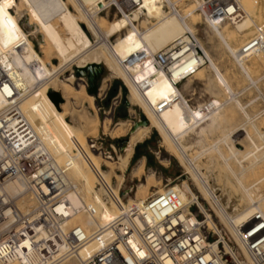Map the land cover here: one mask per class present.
<instances>
[{
    "label": "bare ground",
    "instance_id": "obj_1",
    "mask_svg": "<svg viewBox=\"0 0 264 264\" xmlns=\"http://www.w3.org/2000/svg\"><path fill=\"white\" fill-rule=\"evenodd\" d=\"M113 1L120 11V16L107 20L110 8L115 6L111 5ZM177 1L138 0L140 6L128 14L130 11L128 0L118 2L117 0H0V78L9 80L14 88L4 87L3 90L0 88V114L8 110L10 101L7 99H19L16 102V108L27 123L38 133L53 155L59 161L68 164L67 176L76 186V191H70L67 194L72 207L79 209L84 203L92 205L98 213L99 223L112 218L117 213L125 212L129 207L140 206L151 194L156 198L162 193L161 180L158 181L152 171L144 174L145 164L144 160H141L131 170L133 175L131 177H136L139 181L133 197L127 196L126 206L119 202V190L133 154V147L140 144L151 130L155 129L163 139V143L167 145L168 148L166 145L165 147L169 149V155L178 159L185 167V174H190L195 180L201 196L214 200L216 213L227 230L223 228L226 236L239 242V234L250 217L257 212L264 214V196L260 192H257L259 195L255 192L261 188L259 184L264 183V175L253 182L254 184L249 183L250 186H246L248 183H245L255 172L264 170V132L255 125L257 119L255 122L254 114L249 116L239 99L233 96L235 93L231 83L228 82L229 79L223 75L224 73L220 71L199 40L196 39V44L186 36L187 32L195 34L192 24L196 18L193 19V23H190L192 22L190 20V22L187 21L190 15L199 17L194 13L195 5L180 12L173 8ZM164 2L169 4L171 10L169 13L164 10ZM236 2L242 11V18L234 24V27L236 33H244L250 26L255 25L252 19L255 1L236 0ZM69 6L77 10V14L72 13ZM11 8L15 9V14ZM101 13H105V16ZM23 18L29 31L23 28L21 23ZM206 21L212 33L234 58L243 75L254 83L247 61L253 57L262 60L264 54H247L239 58L237 51L240 46L231 44L235 35L227 31L228 26H223L224 23ZM81 24L85 25L87 31L95 37L96 43H92ZM38 35L41 37L40 52L35 49L32 41ZM113 37L116 38L114 42H111L110 39ZM179 43L183 45L173 54L175 60L168 72L158 68L153 61L154 54L165 48L171 49ZM142 53L147 54L148 61H142L140 57ZM51 58L58 60V64H54ZM73 62H76L77 68L99 64L110 72L108 78L102 81L97 97H101L106 92L109 78L121 79L128 88L130 101L143 110L148 121L147 126H140L133 130L123 154H118L115 162H112V156L109 154L104 156L94 153L88 145V140L81 142L79 134L87 128V125L95 136L93 138H97L99 113L95 106L97 97L87 93L86 85L80 84L82 79L76 80L73 73L65 79H58L59 72L64 71ZM207 63V67L213 71L217 84L224 90L221 95L227 94L228 97L226 96L227 99L221 102L218 98H213L193 108L186 94L189 96L195 94L193 80L205 81L206 77L202 75L201 67ZM210 78L206 79L209 82L207 89L213 94L215 85ZM178 83L183 84L179 87L176 85ZM50 89L62 96L63 102L59 108H56L48 97ZM11 92L12 96H10ZM216 92L218 96V91ZM261 95L264 98V94ZM231 102L243 113L245 117V119L243 117V124L239 125L240 121L239 126L236 124L237 127L230 128L228 132L226 131L228 128L224 129L226 133L223 131V136L221 134L218 140L216 138L215 143L209 144L212 146L203 150L202 153L208 154L211 151L214 155H218V160L222 159L228 173L234 177L236 184L238 183L237 186L246 193L244 194L248 205L247 211H242L235 216L226 213L214 199L204 173H200L197 160H200L202 153H196L198 155L190 157L187 151L189 152L192 146L183 144L185 138L192 134L200 138L198 144L206 133L207 135L208 132L212 133L216 126L226 122L229 115L227 116L226 112L223 113V109ZM71 103L79 104V107L69 108ZM164 104L165 107L158 112L157 109ZM260 114H264V111L256 114V118ZM67 117L70 118L72 125L64 122ZM225 118L226 121H224ZM124 124L116 123L112 131L103 125V134L106 133L105 135L108 136L114 133L118 136L119 133H124L121 131ZM247 125L253 128L258 139L247 129ZM195 142L193 145L196 144ZM222 143L227 148L226 153L221 150L222 146H219ZM214 155L210 154L212 158ZM231 160L234 161L235 167L231 166ZM102 165L107 170H102ZM224 166L221 165L223 168ZM93 169L98 171V178L103 186L108 187L112 179L116 181L115 189L108 191L109 201L104 204L99 202L92 192L89 173ZM143 174L146 175L144 181L140 180ZM83 181L85 184L82 186ZM170 187L178 191L184 203H189L190 198H196L186 180L180 185L171 184ZM20 191H22L21 184L13 183L9 186L11 194H17ZM199 209L205 215L207 227L213 228L222 235L214 216L209 215L201 204ZM220 222L219 225H221ZM95 223L94 219L80 211L72 213L69 218V225L89 226ZM93 250L94 245L91 243L80 251L76 259L64 264H81V261L92 254Z\"/></svg>",
    "mask_w": 264,
    "mask_h": 264
},
{
    "label": "built area",
    "instance_id": "obj_2",
    "mask_svg": "<svg viewBox=\"0 0 264 264\" xmlns=\"http://www.w3.org/2000/svg\"><path fill=\"white\" fill-rule=\"evenodd\" d=\"M128 1L130 10L140 6L138 0ZM191 1L205 21L234 25L242 18L236 0ZM164 8L170 10L167 2ZM186 36L197 44L195 34L187 32ZM182 45L154 54L155 65L168 72L175 60L173 54ZM255 53L264 54L262 26H255L253 35L237 51L239 58ZM140 57L148 61L147 54ZM4 87L13 88L1 77V90ZM105 96L98 97L100 102ZM7 100L8 110L0 114V264H64L76 259L91 243L94 250L81 264H264L262 212L250 217L236 242L222 227V235L207 227L205 215L200 210L202 217L193 212L197 198L184 203L171 183L163 184L156 198L151 194L140 206L129 207L102 223L97 221L92 205L73 208L67 194L76 191V186L67 176L68 164L59 161L27 123L16 108L19 99ZM95 102L98 112L112 120L115 103L107 106ZM88 141L94 153L107 155L98 138ZM109 147L116 154L115 147ZM13 183L21 184L22 191L11 194L9 186ZM95 189L99 192L100 187ZM123 192L119 190L121 197ZM79 211L96 223L69 225L71 214Z\"/></svg>",
    "mask_w": 264,
    "mask_h": 264
},
{
    "label": "rangeland",
    "instance_id": "obj_3",
    "mask_svg": "<svg viewBox=\"0 0 264 264\" xmlns=\"http://www.w3.org/2000/svg\"><path fill=\"white\" fill-rule=\"evenodd\" d=\"M7 1H9V0H7ZM14 1H18V0H14ZM118 1L119 0H117V2ZM254 1H255L254 13L252 15V19H253L255 25H258V26L260 25V26L264 27V25H262V24H264V0H254ZM193 4L194 3L191 0H178L175 4V9H177L180 12H183L187 9H190V6H192ZM111 5H115V6H112L110 8L109 13L106 17L107 20H113L114 18H117L120 16V11L116 7L115 1H113L111 3ZM69 8H70L72 13L77 14L78 11L75 10L72 6H69ZM11 10L15 14V9L11 8ZM164 10L166 13H169L171 11V10L168 11L167 8H164ZM130 12H131V10L128 11V14ZM194 13L198 14V12H195V11H194ZM101 15L105 16V13H101ZM193 16L194 15L188 16L187 21H189V20L192 21V22L189 21L190 23H193L195 21L192 24V26L194 28V33H195L197 39L203 45V47L209 53V55H211L213 61L217 65V67L220 69V71L222 73H224L223 75L229 79V80L228 79L227 80L229 83H231V85H232L231 88L234 90L233 92L234 93L239 92L237 98L239 99V102L244 106L245 111L249 114V116L254 114L253 115L254 121L257 119L256 120L257 122L255 121L256 122L255 125H258L257 126L258 129L261 132H264V114H260V115H262V116L259 115L260 118H259V116L257 118L255 116L256 114H259L260 112L264 111V98H262V95H261V94H264V57H262V60H259L255 57H253L247 61V65L249 66V70H250V74H251L250 76H251L252 80L255 81L254 83L250 82V80L246 76H244L243 73L240 71L239 66L235 62L234 58L231 55H229V53L225 50V48L223 47V45L221 44L219 39H217V37L212 33V31L210 30V28L208 26L207 21H205L204 18L199 14H198L199 17H193ZM194 18H196V19L193 21ZM21 23H23L22 25H23V28L25 31L30 30L29 27H27L25 25V18H23L21 20ZM255 25L250 26L246 31H244V33L243 32L242 33H236L235 27L231 23H224L223 26H228L227 31H229L230 34L232 32L233 36L235 35L233 37V40H232L233 42H231V44L232 45L237 44L239 47L253 35V33L255 31ZM81 27L86 32V34L88 35V37L90 38L92 43L93 44L96 43L95 37L87 31L85 25L81 24ZM139 27L141 29V26H139ZM115 38L116 37L111 38L110 41L114 42ZM32 41H33L35 49L38 52H40L39 44L41 41V37L38 35L37 38H33ZM165 50H166V48H165ZM51 61L54 64H58V62H59L58 60H54L53 58H51ZM250 63L253 64V66ZM75 65H76V62H73V63H71V65H68L64 69V71L62 70L61 72H59L58 79H60V80L65 79L66 77H68L70 75V73L71 74L73 73V75H74L75 68H76ZM207 65H208V63L203 65L204 67L203 66L201 67L202 68V75L203 76L205 75V77H206L205 81L193 80L192 86L195 89V92H194L195 94L193 96H189V94H186L187 97L190 99L189 104L191 107L193 106V108L198 106V104H203L205 102L213 100V98H218L221 102V101H225L224 99H227L226 96L228 97L227 94L221 95L224 93L223 92L224 90H222L221 87H219V85L217 84L216 80L213 77L214 76L213 71H211L210 68L207 67ZM102 68L104 69V73L101 77V80L98 83V89H99L100 85L102 84V81L104 79L108 78V76L110 75V72L104 66H102ZM260 77L262 80L258 79ZM208 78H210V80L213 81L212 83H214L213 85H215L214 90H213L214 95L210 91H208V89H207L209 86V82H208V80L206 81V79H208ZM75 79H76V77H75ZM255 79L257 80V83H256ZM76 80H74V82H76ZM80 84H82V85L85 84L86 85V91H87L88 81H87L86 77H83V81H82V83L80 82ZM107 84L109 86H107L106 92L100 97V98H102V97H104V95H106L105 98H103L102 102H100L99 98L96 96L97 98L95 101H97V103H99L100 105L103 104V105H107V106L115 103L116 110H115V114H114V117L112 120H110L109 117L105 118L101 113L98 112L99 113V117H98L99 126H98L97 138L99 139V143L101 144V146L104 149V154L112 155V162H115L117 155L123 154V150L120 149L122 146L120 143V140L129 139L130 134L133 132L134 124L138 121H141L142 119H145V114L143 113V110L139 106L135 105L133 102L130 101L128 88L125 86L124 82L121 79L109 78ZM181 84H183V83H179L178 86L179 87L182 86ZM247 86H249V87L247 88ZM50 91H53V90L50 89ZM216 91H218V96L216 94L217 93ZM252 100H253V102H252ZM232 104H233V102L229 103L223 109V113L226 112V115L227 116L229 115L228 116L229 118L226 117L227 121L225 118L224 121H226V122L223 121L224 123H220L218 125L219 127L216 126L214 128L215 131L212 130L211 131L212 133L208 132V135L206 133V135L203 136V137H205V136L206 137L201 138L202 142L200 141L197 144V142L200 138L195 137L196 135H194V134L185 138V140L183 141L185 143H183V144L192 146L190 148L191 152L187 151V153H190V154H188L190 157H194V156L202 153L203 150H206L209 147H211L212 145H209V144H212V142L214 144L215 143L214 140L216 138L218 140V138L221 137V134L223 136V134L226 133V131L228 132L231 129H233L232 127H234V128L237 127L236 124L238 125V123L240 121H241V124L239 123V125L243 124L242 123V122H244L243 113L240 110H238L234 104L233 105ZM95 106L97 108L96 102H95ZM72 107H79V104L74 105L73 103H71L69 105V108H72ZM88 111L91 113V110L88 109ZM227 113H229V114H227ZM234 115L235 116L237 115V116L235 117ZM244 119H245V117H244ZM64 122L71 124V125L73 124L70 121V118H68V117L64 120ZM119 122L125 123L122 126V130H121L124 133H119L118 136L114 133L108 134V136L105 135L106 133L103 134V128H102L103 125H105L106 128H109L110 131H112L115 128V124L119 123ZM126 124H128V125H126ZM126 126H129V127H126ZM226 128H228V129H226ZM224 129H226V131H224ZM247 129L251 131V134L253 133V135H254V137H256V139H258V137L255 135L253 128H251L250 125H247ZM223 131H224V133H223ZM91 133H92V131H91L89 125H87V128L85 130H82L79 134L81 142H83L82 140H88V138L95 137L93 135V133L92 134ZM186 141H188L190 144L188 142L186 143ZM194 142L196 143L195 145H193ZM110 144L115 147L116 154H114L112 152L111 148L109 147ZM165 145L166 144L163 143V139L161 138L159 133L155 129H152L151 132L146 137V139H144L140 144L136 145L135 157L130 161L128 168L124 173V181H123L120 189L122 191H129L128 196L133 197L135 190H136V186H137L139 181L137 180L136 177H131V176H133V175H131V173H132L131 170H132V168L137 166V164L141 160H144V164H145L144 165V168H145L144 174H149L152 171L154 173V175L156 176V179L158 178L157 179L158 181H159V179L161 180L160 181L161 186L163 184H166V183L180 185L184 180H186L190 184V187H191L193 193L195 194V196L197 198V203L193 207V212L198 213L200 215V217H202L201 213L199 212V210H200L199 205L201 204V205H203V207L206 209V211L211 216H214L215 222L219 225L220 219H219V217L216 213V210H215L216 206H215V203L213 202L214 200L210 199L208 197L201 196V194L199 193V188H198L195 180H193V178L190 174H188V175L185 174L186 173V170L184 169L185 167L181 164V162H179L178 159L169 155V153H170L169 149H167L168 147L166 145V147H167L166 148ZM201 146H202V148H201ZM219 146H222L221 150H223L224 153L227 152V148L223 143H222V145L220 144ZM199 149H202V151H199ZM196 153H198V154H196ZM202 154L199 157L200 160L199 161L197 160V163L199 162L198 165H199L200 173L201 174L204 173L205 180H207L206 182H208L207 185H209V189L211 190V193L214 195V199L222 206L223 210L231 216H233V215L235 216V215L241 213L242 211L246 212L247 211L246 208L248 207L247 202L245 201V196H246L245 194L246 193L241 190L242 188L240 186H237L238 183L236 184V180L234 179V177L231 176L230 173H228V170L225 168L222 159H220L221 161L218 160L219 159L217 157L218 155H214V152L211 153V151L208 153L209 155L206 153L205 154L202 153ZM210 154L214 155V157H213L214 159L210 156ZM215 154H217V153H215ZM143 157H144V159H141ZM210 160H212V161H210ZM212 162H213V164H212ZM215 162H217V163H215ZM233 162L234 161H232V160L230 161L231 166L235 167L236 165H234L235 163H233ZM200 164H201V166H200ZM221 165L224 166V168L221 167ZM101 169L107 170V168L104 165L101 166ZM224 172H226V173H224ZM144 174L140 176V180H142V181L145 180L144 178L146 175H144ZM262 175H264V170L259 171V172H255L252 176L248 177L247 182L245 181V183L246 184L248 183V184L247 185L245 184V185L250 186L249 183L254 184L253 182L257 181V179ZM89 176L91 179L92 192H93V195H95L94 197L98 198L99 199L98 201L101 202L102 204L108 202L109 201L108 191L115 189L116 181L114 179H112V182L110 183V185L108 187H106L105 185L103 186L100 179L98 178L99 177L98 171L96 169H93L89 173ZM229 181H230V183H229ZM81 184L83 186L85 184V181H83ZM259 185H261V188L259 186V188H260V189H258L259 191H255V192L256 193L260 192V194H262V196H264V183L259 184ZM95 186H99L101 188V190H99V192H97V190L95 189ZM253 190L254 189H252V191ZM106 199H107V201H106ZM126 199H127V197L125 199H122V197L119 195V202H121L123 204V206H126ZM215 216H216V218H215ZM220 224H221V222H220ZM221 225L219 227L220 228L222 227L226 230V228L223 225L222 226Z\"/></svg>",
    "mask_w": 264,
    "mask_h": 264
},
{
    "label": "water",
    "instance_id": "obj_4",
    "mask_svg": "<svg viewBox=\"0 0 264 264\" xmlns=\"http://www.w3.org/2000/svg\"><path fill=\"white\" fill-rule=\"evenodd\" d=\"M103 73H104V69L99 64L89 65L84 68H75V77L77 78L86 77L87 78V81H88L87 93L93 96L97 95L98 83L101 80ZM48 97L56 108H59L60 104L63 102L61 94L56 91H50L48 93ZM147 124H148L147 119L146 118L142 119L141 121H138L134 124L133 130H135L136 128L140 126H147ZM128 142H129V139L120 140V143L122 145L120 149L124 151L125 146L128 144ZM128 192L129 191H124L122 193V199H125L128 196Z\"/></svg>",
    "mask_w": 264,
    "mask_h": 264
},
{
    "label": "crops",
    "instance_id": "obj_5",
    "mask_svg": "<svg viewBox=\"0 0 264 264\" xmlns=\"http://www.w3.org/2000/svg\"><path fill=\"white\" fill-rule=\"evenodd\" d=\"M135 148H136V145L133 147V154H132V156H131V158H130V161L135 157ZM141 159H144V157L141 158ZM129 163H130V162H129Z\"/></svg>",
    "mask_w": 264,
    "mask_h": 264
},
{
    "label": "trees",
    "instance_id": "obj_6",
    "mask_svg": "<svg viewBox=\"0 0 264 264\" xmlns=\"http://www.w3.org/2000/svg\"><path fill=\"white\" fill-rule=\"evenodd\" d=\"M137 156V155H136Z\"/></svg>",
    "mask_w": 264,
    "mask_h": 264
}]
</instances>
